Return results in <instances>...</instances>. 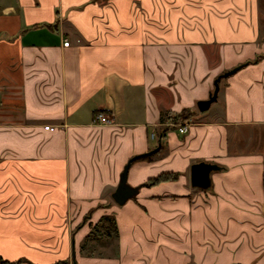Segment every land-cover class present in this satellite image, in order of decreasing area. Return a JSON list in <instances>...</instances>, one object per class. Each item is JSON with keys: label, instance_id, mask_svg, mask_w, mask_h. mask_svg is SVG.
Wrapping results in <instances>:
<instances>
[{"label": "crops", "instance_id": "crops-1", "mask_svg": "<svg viewBox=\"0 0 264 264\" xmlns=\"http://www.w3.org/2000/svg\"><path fill=\"white\" fill-rule=\"evenodd\" d=\"M186 108V133L161 119ZM243 127L264 128V0H0V264H264Z\"/></svg>", "mask_w": 264, "mask_h": 264}, {"label": "water", "instance_id": "water-1", "mask_svg": "<svg viewBox=\"0 0 264 264\" xmlns=\"http://www.w3.org/2000/svg\"><path fill=\"white\" fill-rule=\"evenodd\" d=\"M237 69L232 68L231 70H227V72L218 75L214 80V88L213 91L208 95L207 99L200 100L197 103V108L199 111H204L209 108V106L217 99V93L219 90V81L222 77H227V75L235 72ZM130 161L123 167L122 172L119 177V181L117 183V188L112 193V199L117 204H124L128 199L132 198L133 195L136 194L138 188L134 186H130L127 184V169L129 167ZM191 169V177L190 183L193 186L203 188L208 187L210 185L209 175L211 171L217 169V165L202 161L193 163L190 167Z\"/></svg>", "mask_w": 264, "mask_h": 264}, {"label": "rangeland", "instance_id": "rangeland-1", "mask_svg": "<svg viewBox=\"0 0 264 264\" xmlns=\"http://www.w3.org/2000/svg\"><path fill=\"white\" fill-rule=\"evenodd\" d=\"M228 70H230V69H228ZM225 72H227V71H225ZM225 72H223V73H225ZM236 72V71H235ZM235 72H233V73H231V74H229V75H227V77H222L221 78V80H220V83H221V86H223L224 84H225V81H226V79L229 77V76H231L232 74H234ZM222 74V73H221ZM215 106H222V103H221V101L218 99V100H216V101H214L211 105H210V107L208 108V109H206V110H204V111H212L213 109H214V107ZM230 133H231V135H232V137H236V138H238L239 137V139H241V143H242V141H243V145H244V143H246V145L244 146V148H251V146L248 144V139L247 138H249L251 135H253V133H255L254 135L256 136V139H258L257 140V142L258 143H260L259 145H258V148L260 149V150H262L263 152H264V128H262V127H260V128H257V129H255V131H254V128L253 129H247L246 127H243V128H241V129H236V128H232L231 130H230ZM259 135V136H258ZM259 137V138H258ZM133 197V196H132ZM131 199V198H130ZM119 205V204H118ZM108 250H109V253H111V245H109L108 247ZM113 249V248H112Z\"/></svg>", "mask_w": 264, "mask_h": 264}, {"label": "trees", "instance_id": "trees-1", "mask_svg": "<svg viewBox=\"0 0 264 264\" xmlns=\"http://www.w3.org/2000/svg\"><path fill=\"white\" fill-rule=\"evenodd\" d=\"M193 115V112L186 108V109H183L175 114H172V116H169V115H166V114H163L161 119L163 120H170L172 122L171 125H175L177 124L178 122H183V121H186L187 119H189L191 116ZM163 129L160 130L161 134L165 133L166 130L169 129V127H162ZM158 179H152L149 182H154V181H157ZM113 219H111L112 221ZM103 221V218L100 220V223ZM97 225V224H96ZM1 262L4 264L5 262L3 260H1Z\"/></svg>", "mask_w": 264, "mask_h": 264}, {"label": "built area", "instance_id": "built-area-1", "mask_svg": "<svg viewBox=\"0 0 264 264\" xmlns=\"http://www.w3.org/2000/svg\"><path fill=\"white\" fill-rule=\"evenodd\" d=\"M63 45L64 46H67L68 45V41H63ZM95 120L96 121H98V122H110V118H109V116L108 115H106L105 113H103V112H101V113H98V114H96L95 115ZM177 127H178V131L180 132V133H186V131H188V129H189V127H188V123L186 122H181V123H179V124H177ZM44 128H48V129H50V130H52L53 129V127L52 126H48V125H45V127ZM154 136V134L153 133H151V137H153Z\"/></svg>", "mask_w": 264, "mask_h": 264}]
</instances>
